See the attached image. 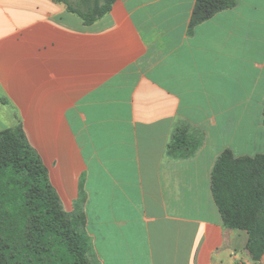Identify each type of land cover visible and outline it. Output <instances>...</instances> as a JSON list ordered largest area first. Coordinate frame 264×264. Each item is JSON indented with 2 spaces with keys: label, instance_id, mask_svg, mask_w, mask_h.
<instances>
[{
  "label": "crops",
  "instance_id": "obj_1",
  "mask_svg": "<svg viewBox=\"0 0 264 264\" xmlns=\"http://www.w3.org/2000/svg\"><path fill=\"white\" fill-rule=\"evenodd\" d=\"M195 2L117 0L84 26L51 0H0V132L20 119L64 211L81 206L93 264H254L211 172L224 151L264 154V0L189 30ZM182 125L201 143L173 159Z\"/></svg>",
  "mask_w": 264,
  "mask_h": 264
},
{
  "label": "trees",
  "instance_id": "obj_2",
  "mask_svg": "<svg viewBox=\"0 0 264 264\" xmlns=\"http://www.w3.org/2000/svg\"><path fill=\"white\" fill-rule=\"evenodd\" d=\"M51 1L63 4L68 13L90 26L109 13L117 0H98L92 6L87 0L75 4ZM234 6L235 0H196L189 30ZM200 143V136L188 126H177L166 145V155L188 159ZM211 190L224 227L248 234L245 251L258 264L264 254V229L258 221L264 209V154L236 158L230 151L222 152L212 168ZM83 200L81 194L79 203ZM85 221L79 204L73 213L64 211L21 122L1 131L0 264H93L88 258Z\"/></svg>",
  "mask_w": 264,
  "mask_h": 264
},
{
  "label": "rangeland",
  "instance_id": "obj_3",
  "mask_svg": "<svg viewBox=\"0 0 264 264\" xmlns=\"http://www.w3.org/2000/svg\"><path fill=\"white\" fill-rule=\"evenodd\" d=\"M70 2H72L73 4L79 2L80 0H69ZM98 0H87L86 2L92 6L94 3H96ZM76 16V15H75ZM76 18H78L76 16ZM18 120L20 121L19 118H17V122ZM258 221L261 224L262 228L264 229V209L262 210V212L260 213V215L258 216ZM264 256V254L262 255V257Z\"/></svg>",
  "mask_w": 264,
  "mask_h": 264
}]
</instances>
